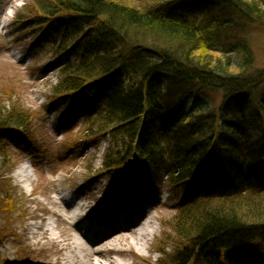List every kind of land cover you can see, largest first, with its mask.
Wrapping results in <instances>:
<instances>
[{
	"label": "trees",
	"instance_id": "1",
	"mask_svg": "<svg viewBox=\"0 0 264 264\" xmlns=\"http://www.w3.org/2000/svg\"><path fill=\"white\" fill-rule=\"evenodd\" d=\"M35 4L30 12L36 14L24 23L39 18L33 27L60 41L56 54L75 42V61L61 67L51 91L66 108L80 102L85 136L110 132L115 156L135 152L166 169L172 186L197 188V197L166 225L164 239L173 250L167 254L165 245L157 264H245L247 256L264 264V93L253 101L264 72L253 71L255 55L240 26L264 25V0ZM216 94L223 96L218 106L210 99ZM2 105L0 98V156L7 157L9 132L22 134V146L36 151L26 115ZM65 114L59 122L71 130L77 121ZM120 163L106 160L110 176L120 174ZM5 167L6 161L0 166L1 235L13 232L19 209Z\"/></svg>",
	"mask_w": 264,
	"mask_h": 264
},
{
	"label": "rangeland",
	"instance_id": "2",
	"mask_svg": "<svg viewBox=\"0 0 264 264\" xmlns=\"http://www.w3.org/2000/svg\"><path fill=\"white\" fill-rule=\"evenodd\" d=\"M33 7H36L35 0H0L2 107L26 115L23 124L37 146L36 151L28 152L22 146L24 136L9 132L7 157L0 156V166L7 163L3 175L12 181L21 199L17 197L19 209L11 223L19 237H0V264H14L19 259L20 248L28 258L24 264L77 261L72 248L81 245L79 238L86 244L87 241L76 231L85 222L75 224L70 219L73 208L80 215L87 213L90 228L81 233L88 237L89 244L95 245L93 249L103 251L107 259L114 258L124 264H142L141 259L153 263L162 261L158 250L168 245L164 238L170 229L166 225L177 213L181 190L167 184L163 175L152 169H149L151 179L144 189L138 184L113 187L116 180L98 175L91 177L102 168L110 144L108 136L83 139L86 127L82 122L72 131L60 127L61 101L50 99L51 90L60 79V67L74 59L69 52L57 58L46 29L32 28L40 20L24 23L36 14V10L30 12ZM240 26L255 55L253 71L264 72V25L244 21ZM254 93L253 101H256V95L264 93V83ZM221 97L216 94L210 99L218 106ZM72 143L77 146L73 152L68 149ZM127 158L128 155L122 158L121 163ZM22 169L28 175L24 182L17 178ZM23 214L26 215L24 220H18ZM98 219L97 227L102 233L92 231ZM0 224H4L2 216ZM142 233L146 238H141ZM79 256L82 264H90V252L82 251ZM104 260L97 256L100 264H105ZM252 260L253 257L248 256L247 264Z\"/></svg>",
	"mask_w": 264,
	"mask_h": 264
},
{
	"label": "bare ground",
	"instance_id": "3",
	"mask_svg": "<svg viewBox=\"0 0 264 264\" xmlns=\"http://www.w3.org/2000/svg\"><path fill=\"white\" fill-rule=\"evenodd\" d=\"M26 173V170L25 169H22L18 174H17V178L20 179V182H24L26 177L28 175L25 174ZM28 179V177H27ZM80 214H78L76 211H72L70 216H71V220L72 221H75V223L78 221H80V219L82 217L79 216ZM86 228V227H85ZM84 228V229H85ZM83 228H76V231L77 233H79L81 236H83V239H85L87 241V244L85 242H83V240L81 238H79V241L81 243L80 246H77V247H73L72 248V253L77 257L76 260L77 261H67L65 264H82V259L80 258V252H90L92 254V257H91V261L90 264H100L99 262H97V256L99 258H104V263L105 264H124L123 262L121 261H118L114 258H110V259H107L105 257V255L103 254V251H99V250H94L93 248H95V245H93L92 243H90V241H88L87 239V236H84L81 232H82ZM141 238H146L145 235L142 233L141 235ZM89 242V243H88ZM117 252H120V250L116 249Z\"/></svg>",
	"mask_w": 264,
	"mask_h": 264
}]
</instances>
